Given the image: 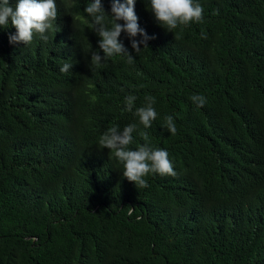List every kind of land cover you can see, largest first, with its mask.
I'll return each instance as SVG.
<instances>
[{"label":"trees","instance_id":"1","mask_svg":"<svg viewBox=\"0 0 264 264\" xmlns=\"http://www.w3.org/2000/svg\"><path fill=\"white\" fill-rule=\"evenodd\" d=\"M55 2L47 41L14 45L16 29L0 27V264H264V0H195L203 23L173 32L137 0L155 38L136 53L122 33L134 62L117 55L100 67L92 0ZM101 2L111 15L112 0ZM148 95L158 117L144 128L134 113ZM133 123L129 148L146 132L175 177L136 187L100 149L109 128Z\"/></svg>","mask_w":264,"mask_h":264},{"label":"clouds","instance_id":"2","mask_svg":"<svg viewBox=\"0 0 264 264\" xmlns=\"http://www.w3.org/2000/svg\"><path fill=\"white\" fill-rule=\"evenodd\" d=\"M150 11L155 15L159 25L169 32L178 27H186L191 23H203V7L195 0H149ZM137 0H112L111 15L104 8L101 0H92L85 8V12L92 17L91 28L101 37L99 48L103 51V57L99 52H94L91 63L100 67L106 58L126 55L128 63L134 62L133 55L120 40L121 34L126 33L131 40L132 49L139 53L141 45L149 47L148 41L155 37H149L147 32L139 26V17L136 14L135 6ZM106 15L112 18V26L108 27ZM58 9L55 0H17L13 7L10 0H0V27L7 28L9 22L16 29L15 34L9 36L11 44H30L34 35L39 34L44 41L48 40L46 32L53 27L57 20ZM123 21V23H120ZM142 39H137V37ZM202 38H207L206 34ZM73 65L65 63L60 71L67 73ZM137 97L128 95L125 97V107L132 112ZM197 108L205 106L207 100L203 95L194 94L190 97ZM155 97H145V106L136 108L135 115L144 128H151L157 119L158 113L154 108ZM138 125L133 123L125 126L121 131L118 126L109 128L99 139L100 149H110L115 158L123 165V176L133 182L136 187H147L145 177L150 174L161 176L177 175L174 165L169 159V153L163 148H152L146 132L141 136L147 142L132 150L129 145L133 141V133ZM163 127L171 135L177 133L174 117L169 115L164 118Z\"/></svg>","mask_w":264,"mask_h":264}]
</instances>
